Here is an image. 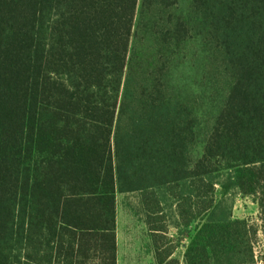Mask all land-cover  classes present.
Listing matches in <instances>:
<instances>
[{"label": "trees", "instance_id": "trees-1", "mask_svg": "<svg viewBox=\"0 0 264 264\" xmlns=\"http://www.w3.org/2000/svg\"><path fill=\"white\" fill-rule=\"evenodd\" d=\"M233 189L264 220V0H0V264H115L118 192L160 264L167 203L184 264H254Z\"/></svg>", "mask_w": 264, "mask_h": 264}, {"label": "rangeland", "instance_id": "rangeland-1", "mask_svg": "<svg viewBox=\"0 0 264 264\" xmlns=\"http://www.w3.org/2000/svg\"><path fill=\"white\" fill-rule=\"evenodd\" d=\"M182 73L190 75L188 69H182ZM179 71V72H181ZM184 74V73H183ZM208 106V105H207ZM221 194L218 193V197ZM225 199L232 207V215L235 218L246 219L249 225L258 229L255 240L254 250L257 252V259L254 264H264V231L261 225L264 220L261 219L260 209L253 196L243 195L237 189L231 190L225 195ZM163 213L161 217L164 225H168V239L172 240L169 245H178L180 242H189V234L195 226L193 223L189 228L177 227V217L171 206L162 204ZM116 232L118 235L119 250L123 256L125 264L128 262V255L132 254L135 259L138 253L142 255L151 252L152 246L149 237V229L144 222V214L140 203L139 193L137 192H118L116 194ZM162 241L166 242L165 239ZM182 248L178 247L176 255L179 256ZM152 259V258H151Z\"/></svg>", "mask_w": 264, "mask_h": 264}, {"label": "crops", "instance_id": "crops-1", "mask_svg": "<svg viewBox=\"0 0 264 264\" xmlns=\"http://www.w3.org/2000/svg\"><path fill=\"white\" fill-rule=\"evenodd\" d=\"M144 222H145V220H144ZM145 224H146V222H145ZM114 233H115V264H125V261L123 260V256L119 250L118 235L116 232V202H115V231H114ZM149 237H150L152 249H151V252L147 253V257H149V258L151 257L152 259L151 258L146 259L145 258L146 257L145 252H143L142 255L140 253H138V256L136 259H135V257H134V259L132 258V256H134V255L129 254L127 264H160L158 262V259H157V249L155 248L152 231L150 229H149ZM187 245H188L187 242H180L178 245H174L172 248V253L170 255V258H176L179 261V264H184V253H185ZM165 247H166V244H164L163 248H165ZM178 247L182 248V252L179 256L176 255V251H177ZM160 251L161 250H158V252H160ZM55 264H65V263H64V261H58ZM72 264H105V263L100 256L95 254V252H93V253L88 252V255L86 257H84V259L82 260L81 263L72 262Z\"/></svg>", "mask_w": 264, "mask_h": 264}, {"label": "built area", "instance_id": "built-area-1", "mask_svg": "<svg viewBox=\"0 0 264 264\" xmlns=\"http://www.w3.org/2000/svg\"><path fill=\"white\" fill-rule=\"evenodd\" d=\"M255 256H256V259H257V256H258V255H257V252H256V251H255Z\"/></svg>", "mask_w": 264, "mask_h": 264}]
</instances>
